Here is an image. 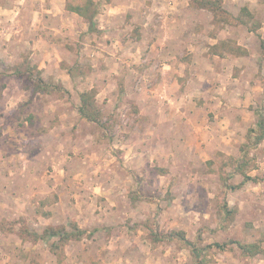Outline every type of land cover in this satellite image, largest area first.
<instances>
[{
  "label": "rangeland",
  "instance_id": "rangeland-1",
  "mask_svg": "<svg viewBox=\"0 0 264 264\" xmlns=\"http://www.w3.org/2000/svg\"><path fill=\"white\" fill-rule=\"evenodd\" d=\"M92 1L89 23L67 8L87 0H0V201L12 206L0 228L35 242L48 225L77 223L89 239L119 241V252L130 239L133 254L149 264L193 263L189 242H259L257 255L233 244L209 248L207 260L264 264V141L255 143L251 131L264 113V92L255 88L244 107V89L227 85L231 66H222L242 55L239 47L248 50L237 39L244 40L253 54L248 77L263 88L264 0H223L227 15L193 0L177 8L169 0ZM242 7L254 15L250 24L224 21ZM181 28L189 33L179 45L170 36ZM184 44L213 66H193L198 60ZM174 61L183 65L179 85ZM31 66L38 70L29 73ZM240 66L232 72L239 79ZM40 78L45 87L35 91ZM92 89L105 126L89 121L66 137L61 126L82 118L80 94ZM241 157L258 181L231 189L243 180L233 166ZM128 200L133 209L124 207ZM20 203L25 214L14 215ZM84 210L92 214L81 218Z\"/></svg>",
  "mask_w": 264,
  "mask_h": 264
},
{
  "label": "crops",
  "instance_id": "crops-1",
  "mask_svg": "<svg viewBox=\"0 0 264 264\" xmlns=\"http://www.w3.org/2000/svg\"><path fill=\"white\" fill-rule=\"evenodd\" d=\"M186 0H180L179 2H177L176 0H173L172 2L169 0V3L167 4L169 7L172 8H177V6H186L185 4ZM188 3H190V1H188ZM173 18V17H172ZM170 18V21L171 19ZM179 18V17H178ZM174 21V20H173ZM194 20H192L193 23ZM175 23H177L176 21H174ZM179 23L182 25V27H184V24L186 22H183V18L179 19ZM178 32L173 33L170 37L174 40L177 41V43L180 45H182V43H186L185 39L186 38V33L188 31H185L184 33L182 31H184L182 28L177 30ZM152 32V30H151ZM156 32V31H155ZM191 32V31H190ZM189 33V32H188ZM229 32L228 35L226 37H230V36H234L236 39L239 38L240 36L237 35V33H232ZM233 37V38H234ZM152 38V36H151ZM262 39H264V34H262ZM238 40V44L244 46L245 48H247V51L249 50V45L241 39H237ZM189 44V43H188ZM187 45V44H184ZM183 45V46H184ZM160 46V45H159ZM189 47L190 50L193 51V60H198L196 61V64L194 62L193 66H213V58L209 59L208 61L205 60V62H201L200 61V57L202 56L200 53V49L194 45H187ZM158 47V46H157ZM162 49L164 48V46H160ZM153 49H154V45H153ZM165 54L168 55L169 54V50L166 47ZM184 51H186L187 49H183ZM172 51V50H171ZM250 54V52H249ZM253 54L250 55H241L239 57H235L234 59L231 60L230 63H224L225 59H223L222 61V66H231V81H229L227 83L228 86H233V85H238L239 82V86L241 87V89H244V93L246 94L247 98L245 99L244 102V107H250V99H252L253 96H251L250 92H254V89L257 88L259 89V91H263L264 92V86L263 88L261 87V85L259 83L255 84L253 83L252 78L249 79V63H250V59ZM185 57V56H184ZM183 57V60H184ZM206 58V56H204ZM182 58V57H181ZM202 58V57H201ZM177 61H174L173 63H171L173 65V73H174V79L177 82V84L179 83V78H180V74L183 75V73H181V71H179L177 66H183L182 63H176ZM239 63L241 64V68H242V76L241 78H237L234 77L232 72H233V68H235L236 66L238 67ZM203 64V65H202ZM171 65V66H172ZM168 67H170V63H168L167 65ZM41 68H43V66H40ZM197 68V67H196ZM212 68V67H211ZM228 69V71H230V69ZM198 71V70H197ZM195 70V72H197ZM161 72H166L165 70L161 69ZM175 73H179L177 75H175ZM196 73L195 75H193L191 77L192 81H196ZM259 81V80H258ZM250 83H253V85H250ZM179 85V84H178ZM212 89H213V84L211 85ZM212 89L209 90V92H212ZM220 91V90H218ZM263 93L259 94L262 95ZM207 98L210 99V103H209V111L213 112V93L211 95H208ZM151 100V99H150ZM247 103V104H246ZM246 110L248 111L249 109H241V111H243L245 116H248V114L246 113ZM184 112H182L183 115ZM230 114V113H229ZM68 115V114H67ZM243 115V116H244ZM230 117V115H228ZM244 116V117H245ZM72 117V115H71ZM81 121V122H80ZM84 121V122H83ZM86 121V123H85ZM80 122V124L77 125V127H75V123ZM90 123L89 121L87 122V120L85 118H79L76 119V122H66L63 126H61L62 128H67L65 130V134L66 137H68V135H73L74 132L80 133V131L82 132L81 126H88ZM59 125H57L56 127H58ZM91 127V126H90ZM93 133L90 137V141L93 142L94 137H93ZM78 147L77 144H74V147L72 148H76ZM73 149V150H74ZM122 193V192H120ZM35 195V194H34ZM116 195H119V193H117ZM120 197H127L126 195H120ZM2 199V198H1ZM129 199V198H128ZM17 202V201H15ZM128 206L125 205L124 207H128L129 209L132 208L130 205V202L128 200ZM116 205V203L114 204ZM12 206H9L8 203L3 202L2 200L0 201V220L2 219V217L4 216V213L7 212L8 214L11 213V208ZM35 207V206H34ZM112 210L111 212H109V214H113V207H110ZM133 209V208H132ZM13 214L15 215V213H19V214H25V211L23 210V204H19L18 207L13 209ZM107 210V209H106ZM104 210V211H106ZM84 211H87L84 212ZM80 213V217L81 218H87L86 216H88V214H92L91 210H84ZM3 214V215H2ZM100 214H97V217H99ZM101 219V218H100ZM111 219V217H110ZM113 219V218H112ZM106 221H109V218L106 219ZM86 225H88L86 223ZM80 227L84 228L83 225H80ZM3 228H0V264H80V262L82 264H149L148 260H143L145 257H141V256H136L133 254L132 252V248H131V244H133V242L129 239L124 241L123 245L125 246V251L129 248V250H127L124 253V250H120V252H122L123 254H117L120 253L119 250L116 251V249L120 246L119 241L117 240H103V239H89L86 235L80 240L77 241V243H79V246L75 249V241L76 240H70L69 242H66L64 245V251L62 253L63 257L62 259H59L58 254H56L55 252L51 251L50 246L46 243V242H50L51 240H42V239H38L35 242L33 241H28V240H22L21 238H19L18 236H16V234H9L8 235L5 234V231L2 230ZM96 232H99L100 228L95 229ZM70 243V244H68ZM61 253V254H62ZM48 260V263H46V261ZM160 260V259H159Z\"/></svg>",
  "mask_w": 264,
  "mask_h": 264
},
{
  "label": "trees",
  "instance_id": "trees-1",
  "mask_svg": "<svg viewBox=\"0 0 264 264\" xmlns=\"http://www.w3.org/2000/svg\"><path fill=\"white\" fill-rule=\"evenodd\" d=\"M195 1L201 8H207L211 10L213 13H218V11H223L224 14H228L227 11L222 7L223 0H193ZM95 3L92 0H87L86 5H71L68 4L67 8L77 14H79L81 17H84L89 23L92 22L93 18L95 17V14L97 13L96 8L94 7ZM94 7V8H93ZM224 16V21L226 23L232 24V25H248L250 22H252V19H254V15L250 12V10L247 7H242L240 10V13L236 15L235 17L232 16V18L228 16ZM252 30H255V24L251 28ZM224 44L226 43L227 51H232V41L229 39L224 40ZM216 51H213L215 54H219V46L218 44L214 46ZM238 48V47H237ZM262 48L264 50V40H262ZM240 54L246 55L247 51H243V48H238ZM37 66H31L29 67L28 71L29 73H33L34 70H38ZM40 73V70L38 71ZM43 78H40L41 83L38 84L34 89L37 91L39 88H44L45 85ZM96 91L88 90L84 91L80 94V106H79V112L82 116V118L87 119L88 121L95 122L99 126H105V123L103 121L102 111L97 103L96 98ZM256 126L251 131L255 132L254 141L255 143L259 144L261 141H264V113L260 114L258 113V121H256ZM250 161L245 158H234L233 160V166L235 167L236 171L242 174L243 180L241 184L232 185L230 188H237L248 181H258V179L253 176H250L248 174V167H249ZM225 208L227 205H224ZM28 230L23 231L26 232ZM87 233L86 230L79 227V225L76 223L74 224L70 230L67 229L66 226H54V225H48L45 227L42 231V233H34V239H44V240H51L56 239L51 244L50 248L51 251L55 252L56 254L60 255L63 252V248L66 242H69L70 240H77L81 239L85 234ZM185 237V236H184ZM185 239V238H184ZM186 240V239H185ZM192 248V254L194 256V262L191 264H209L208 259V249L212 248L214 246L218 248H225L229 245L236 244L238 247H240L244 254L254 256L259 253L263 252V248H260L259 242L253 243V244H246L238 240H230L225 243H219L216 242L214 244H210L204 247H200L196 245L193 242H189ZM62 249V250H61Z\"/></svg>",
  "mask_w": 264,
  "mask_h": 264
}]
</instances>
